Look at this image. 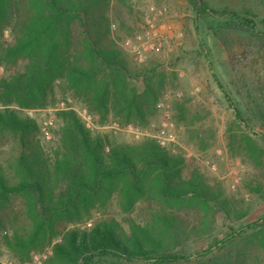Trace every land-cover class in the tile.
<instances>
[{"label": "rangeland", "instance_id": "obj_1", "mask_svg": "<svg viewBox=\"0 0 264 264\" xmlns=\"http://www.w3.org/2000/svg\"><path fill=\"white\" fill-rule=\"evenodd\" d=\"M205 1L216 7L250 9L257 20L264 21V5L258 0ZM106 16L110 26L105 42L116 45L128 57L134 68L130 82L138 92L146 91L138 71L156 69L152 82L158 98L155 101L151 93L150 98L144 97L149 104L147 118L118 116L109 103L110 111L102 119L58 81L48 106H16L21 115L38 122L32 145L42 146L50 163L63 159L66 150L60 131L65 121L60 113L70 109L86 125L80 111L87 108L92 115L88 128L95 134L108 135L115 144L147 137L158 140L159 131L165 128L173 136L165 147L185 160L180 174L188 176L198 170L217 199L165 201L151 174L145 178L140 194L131 199L122 192L123 185L115 183L109 191L79 203L78 212L62 213L59 209L61 215L49 231L46 245L30 249L29 257L13 244L18 235L27 234L33 227L28 198L15 194L9 203L0 206V261L43 264L52 254V243L67 228L86 229L107 219L118 222L129 235L134 226L146 227L165 238L170 252L190 256L189 262L173 264H264L262 228L246 229L206 255H198L228 237L232 229L239 230L264 216V138L260 133L264 129V25L259 24L258 31H254L234 27L226 17H199L190 0H108ZM6 36L10 38V30ZM128 40L133 44L127 45ZM133 45L142 50L143 60ZM6 66L0 65V75L6 72ZM225 92L243 115L253 119V129L236 117ZM20 149L19 136L0 132V170L12 182L21 179ZM66 184L63 177L52 173L51 186L56 195L66 193ZM176 226L180 227L179 240L171 233ZM93 264L159 263L105 257Z\"/></svg>", "mask_w": 264, "mask_h": 264}, {"label": "trees", "instance_id": "obj_2", "mask_svg": "<svg viewBox=\"0 0 264 264\" xmlns=\"http://www.w3.org/2000/svg\"><path fill=\"white\" fill-rule=\"evenodd\" d=\"M258 1L264 5V0ZM190 2L199 17H226L230 25L254 31H258L259 24L264 25L250 9L216 7L205 0ZM107 10L108 0H0V65H8L0 75V132L19 136L21 145L20 181L12 182L0 170V206L9 203L15 194L28 198L33 227L13 242L25 256L30 257V249L46 245L47 235L61 212H78L79 203L109 191V186L115 183H121L122 192L131 199L140 194L145 178L151 174L155 175L158 193L165 201L217 199L198 170L188 176L180 174L184 158L157 139L147 137L138 142L115 144L108 135L93 133L73 109L60 113L65 121L60 131L66 150L63 159L50 163L43 147L32 145L38 122L21 115L16 106H48L58 81L73 90L90 112L99 113L102 119L110 111L109 103L118 116L147 118L149 104L144 97L150 98L151 93L154 100L158 98L152 82L156 69L137 70L146 85L144 93L132 86L134 68L128 57L104 39L110 26ZM7 30L11 32L10 38L6 36ZM229 101L236 117L253 129V119ZM260 133L264 138V129ZM53 172L67 181L63 195H56L51 186ZM256 228L264 229V216L239 230L232 229L228 237L198 255L204 256L246 229ZM179 229L176 226L171 232L176 240L181 237ZM105 257L159 264L190 261V256L170 252L165 238L146 227L134 226L129 235L115 220L104 219L86 229L67 228L52 243V254L43 264H93ZM0 264L4 263L0 261Z\"/></svg>", "mask_w": 264, "mask_h": 264}, {"label": "built area", "instance_id": "obj_3", "mask_svg": "<svg viewBox=\"0 0 264 264\" xmlns=\"http://www.w3.org/2000/svg\"><path fill=\"white\" fill-rule=\"evenodd\" d=\"M131 42H132L131 40H128L126 42V44L130 46V45L133 44ZM133 47H134V51L137 53L138 58L140 60H143L144 59V56L142 54V50L138 46H136V45H133ZM157 49H159V48H157ZM80 114L83 117V119H84V121L86 123V126L89 127V128H91V117H92V115L88 111V109L87 108H84L82 111H80ZM45 133H46V136L49 138L50 137L49 132L46 130ZM157 137H158L159 143L161 145H163V146L168 145V141H170L171 139H173L172 138L173 137L172 134L166 132V129L165 128H162L159 131V134L157 135Z\"/></svg>", "mask_w": 264, "mask_h": 264}]
</instances>
